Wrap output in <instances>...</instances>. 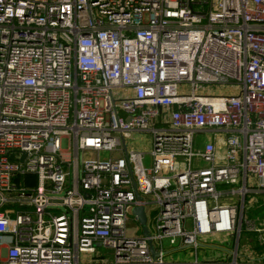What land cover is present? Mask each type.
Returning a JSON list of instances; mask_svg holds the SVG:
<instances>
[{
    "label": "built area",
    "instance_id": "1",
    "mask_svg": "<svg viewBox=\"0 0 264 264\" xmlns=\"http://www.w3.org/2000/svg\"><path fill=\"white\" fill-rule=\"evenodd\" d=\"M262 195L264 0H0V264H264Z\"/></svg>",
    "mask_w": 264,
    "mask_h": 264
},
{
    "label": "rangeland",
    "instance_id": "2",
    "mask_svg": "<svg viewBox=\"0 0 264 264\" xmlns=\"http://www.w3.org/2000/svg\"><path fill=\"white\" fill-rule=\"evenodd\" d=\"M228 90H226L225 88H221L219 85H212V86H208L206 91H205V95H214L215 93H222V94H226ZM148 134H140L137 137L138 142L144 144L143 146H139L140 150L144 153V158H143V166L145 169H149L151 167V156L149 153V146L147 145V139H148ZM201 139L203 140V135L201 137ZM105 157V155H103V158ZM92 158H95V155H92ZM257 203L252 207L251 210L246 209L245 214L247 215L248 213H250V220L249 221H254L255 219H257L256 217L260 214H264V207H262L260 210H257V208H260L258 206L262 205L264 206V195L262 196H258L257 197ZM152 216H154L153 214H149L148 216V220H149V227L152 225L150 223ZM256 221V220H255ZM127 233L130 236L133 235H140L141 234V226L140 224L135 221L134 217H130L129 221H128V225H127ZM208 243H212V245L210 244H203V248H200L202 250H208L210 249L209 247H214L213 244H216V241H212L211 239H209L207 241ZM164 250L166 252H168L165 255V260L169 261V262H190L192 260L195 259L194 255H191L190 253H192V248H183L180 249L179 247H177L176 245L173 247H170L168 245L167 242H164L163 244ZM243 248H245V242L242 240L241 244H240V251H243ZM97 250H99L98 252L100 253V255H102L104 258H106L108 261L113 259V256L111 255V252L109 250L103 249L101 247L97 248ZM204 253L199 251L198 254V259L202 260V255Z\"/></svg>",
    "mask_w": 264,
    "mask_h": 264
},
{
    "label": "crops",
    "instance_id": "3",
    "mask_svg": "<svg viewBox=\"0 0 264 264\" xmlns=\"http://www.w3.org/2000/svg\"><path fill=\"white\" fill-rule=\"evenodd\" d=\"M260 208H257V210H260L262 207V205L258 206ZM251 210L252 207L247 206L245 208L246 209ZM244 216L245 218H247V220L249 221L251 218L250 213H248L247 215L244 212ZM257 219H255L254 221H251L257 225L264 223V214H260L256 217ZM242 240L245 242V248H243V251H240V244L242 242ZM238 250H239V260H242V257H249L251 259H255V260H260V261H264V234H258L252 231H248L246 229V226H243L242 228V232H241V236H240V240L238 243Z\"/></svg>",
    "mask_w": 264,
    "mask_h": 264
},
{
    "label": "water",
    "instance_id": "4",
    "mask_svg": "<svg viewBox=\"0 0 264 264\" xmlns=\"http://www.w3.org/2000/svg\"><path fill=\"white\" fill-rule=\"evenodd\" d=\"M136 196H137L136 199L138 201H140L141 200V197L138 196V194H136ZM132 216L137 218L138 223L140 224V226L142 228V234H143V236H146L147 237L149 233H148V230L146 228V216L147 215H145L144 208L143 207H135L132 210ZM149 246H150V251H152L151 252L152 255L153 256H156V253H155V251H154V249L152 247L151 242H149Z\"/></svg>",
    "mask_w": 264,
    "mask_h": 264
}]
</instances>
